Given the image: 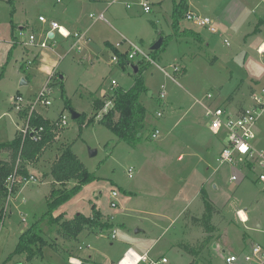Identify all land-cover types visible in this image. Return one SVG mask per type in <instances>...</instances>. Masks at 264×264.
<instances>
[{"label": "rangeland", "instance_id": "1", "mask_svg": "<svg viewBox=\"0 0 264 264\" xmlns=\"http://www.w3.org/2000/svg\"><path fill=\"white\" fill-rule=\"evenodd\" d=\"M111 1L94 4L88 0H15L11 13L7 0H0V144L11 141L17 133V125L21 126L10 99L22 95L31 100L47 81L50 105L39 104L36 112L50 122L62 116L67 122L56 134L57 140L42 151L37 162L29 165L35 182L20 186L22 190L17 200L12 198L8 203L5 217L0 220V264H68V255L80 261L92 256L91 262L81 264H109L126 246L137 245L148 249L153 258L165 256L167 264L187 262L189 258L184 256L180 263L174 251L168 250L166 242L171 244L175 230L187 219H178L183 205L188 201L201 205L200 199L192 193L197 183L195 193L200 190L198 186H206L210 199L221 207L232 198L242 181L235 198L248 203L247 214L252 216L257 209L255 214L264 220V187L255 182L259 169L256 165L249 170L240 164L220 165L218 155L227 144V138L222 133L214 135L208 131V120L204 116L207 94L215 99L212 106L219 105L228 95L249 103L250 89L259 92L264 87V49L260 53L257 49L264 42V0H187L192 12L216 20L217 33L195 27L183 17L181 28L201 32L205 45L192 38L172 39L153 55V60L149 56L150 48L160 37L165 39L172 35V10L180 0H147L150 5L147 14L137 1L118 0L108 6L107 2ZM125 3L131 8L126 9ZM103 11V21L90 18ZM39 15L48 23L58 20L70 33L75 30L84 34L80 50L71 49L72 40L63 39L56 31L54 46L29 47L30 34L37 40L42 36L32 30L41 27ZM19 27H25L24 31ZM114 49L124 55L130 49H138L147 58L140 61L138 56L128 65L112 64V57H118ZM28 61L32 64L22 67ZM138 63L150 64L141 74L146 92L140 95L139 101L154 123L147 125L148 137L141 145L132 148L117 142V137L100 122L111 101L93 118V100L104 95L111 97L116 88L129 90L137 75L132 73L131 66ZM174 66L180 69L178 74H174ZM183 69L187 70L185 75L180 74ZM22 80L24 85H21ZM62 91L70 107L65 106ZM161 93H164L163 98H160ZM70 110L86 116L83 125L71 118ZM89 119L94 120L87 125ZM195 122L203 136H198L196 129L186 127ZM154 127L159 131L157 139L151 138ZM254 132L252 145L264 158V115L256 123ZM202 140L210 144V150H204ZM161 141L165 144L163 142L159 149ZM64 145L71 147L94 180L53 210L48 219L63 215V220H71L79 214L92 217L95 209L103 215L102 221L111 223L113 228L105 231L88 228L86 231L91 230L92 235L87 236L85 232L77 240L66 242L46 220L41 227L49 245L43 248L42 258L26 260L24 254L13 253L19 236L48 211L46 200L53 183L49 170ZM193 154L209 159L200 169L199 177L188 173L185 167ZM179 156L183 159L181 162L177 159ZM0 158L8 160V155L1 154ZM129 169L131 177H128ZM232 176L236 181H230ZM75 183L70 181L64 187L70 189ZM213 183L217 185L216 191H213ZM182 186L185 190L179 195L177 192ZM112 192L117 193L116 208L110 206ZM228 210L225 216L230 215ZM113 229L117 234L116 239L111 240ZM226 232L229 239L235 241V235L242 233V229L230 226ZM251 233L254 241L264 245V232L259 231L255 236ZM227 254H213L211 264H226ZM198 262L206 264L203 260Z\"/></svg>", "mask_w": 264, "mask_h": 264}, {"label": "trees", "instance_id": "2", "mask_svg": "<svg viewBox=\"0 0 264 264\" xmlns=\"http://www.w3.org/2000/svg\"><path fill=\"white\" fill-rule=\"evenodd\" d=\"M7 3L11 7V13H13L14 0H7ZM187 12V0H180L177 4H174L171 15V28L173 33L163 39L162 46L158 51L149 52V56L152 60L154 58L153 55L159 52L162 47L172 39L183 37L192 38L197 42H201L197 33L188 29H182L180 26V21ZM14 45L15 43H13V46ZM114 52L118 55L119 64H125V55L119 53L116 49H114ZM141 64L142 65H139L138 63L137 65L138 73L134 77L133 86L129 90L116 88L111 97L93 100V110L95 111L93 118H95L99 112L104 110L107 102L111 101L110 108L102 113L100 122L117 137V142H124L132 148H135L142 143L146 132V109L140 103L139 97L142 93L146 92L141 74L150 64ZM61 97L65 102V106L70 107L69 100L66 98L64 91H62ZM85 118L86 116L84 114H80L77 120L83 125ZM93 120L94 119H89L87 125L91 124ZM30 124L35 127L41 126L45 129L41 141L33 143L29 138H26L22 143L20 134L17 132L11 141L0 144V155L3 153L8 154L7 161L0 159V220L3 215V202L6 196L4 183L13 171L18 156L20 155V158L22 159L21 172L26 175L27 164L37 162L42 151L56 138V134L52 132L51 122L44 119L41 115L34 113L31 117ZM49 176L53 180V184L46 200L48 211L19 236V240L13 253L24 254L26 260H31L35 257L42 258L43 248L49 245L43 236V230L41 227V224L46 220L49 222V227L51 229L56 228L61 238L66 242L76 240L77 237L88 228H97L100 231L113 228L111 223L102 221V214L95 209H93L92 217H86L79 214L71 220H63V215H59L56 218L50 217L48 219V216H50L53 210L70 200L83 185L94 180V176L84 168L82 163L72 152L70 146L64 145L61 147L59 156L50 167ZM70 181H75L76 183L70 189H66L64 185ZM202 196L204 214L199 222L204 228V231L210 233L213 229L210 225L213 207L207 200L206 196ZM182 249L191 255L192 251L188 247L183 246Z\"/></svg>", "mask_w": 264, "mask_h": 264}, {"label": "built area", "instance_id": "3", "mask_svg": "<svg viewBox=\"0 0 264 264\" xmlns=\"http://www.w3.org/2000/svg\"><path fill=\"white\" fill-rule=\"evenodd\" d=\"M118 0H113L108 3V6L117 2ZM139 3V6L142 8L144 13L150 12V5L147 0H136ZM127 9L130 8V4L125 3ZM91 19L104 20L103 13H100L97 17L90 15ZM184 19L194 25L195 27L204 29L211 34L217 33L216 22L207 16H201L199 14L188 11L184 15ZM40 23L48 24L50 30L45 32L42 38L36 39L35 35L30 34L28 36L27 45L29 47H39L41 49H46L51 47L54 32L56 31L60 37L63 39L70 38L72 40L71 49L75 48L80 50L81 42L84 40V34L81 32L70 33L58 23L54 21H48L44 17H38ZM53 33L52 38L48 36V33ZM23 34V33H21ZM226 42V41H225ZM54 46V45H53ZM141 57L140 61L146 60L147 56L145 53L140 52L138 49H130L125 55V63L131 64L132 61L138 57ZM149 60V59H148ZM152 63V60H149ZM112 64H119V58L117 56L112 57ZM32 64L31 61L27 62V66ZM174 74L179 72L178 67H173ZM116 85V83H113ZM50 88L48 81L41 89L40 93L35 95L33 99H25L22 95H16L12 97L11 104L16 112L17 118L21 121V126L18 128V133L20 134L22 143L26 138L33 143H38L41 141L45 129L43 127H35L30 124L31 117L36 112L37 105L49 106L50 100ZM164 97V93L160 94V98ZM206 99L209 101H214V97L211 94L206 95ZM110 105V102H107L105 108ZM104 108V109H105ZM110 108V107H109ZM204 116L208 120L209 131L214 135H219L222 133L227 138V144L222 147L218 155V163L220 165H242L244 169H252L255 165L259 169V174L257 176V182L264 186V158L262 153L255 151L252 141L255 139L254 128L258 120L264 115V87L261 88L259 92H254L250 98V104L241 109H230L224 107L222 104L212 106L207 105L204 107ZM107 111V110H106ZM105 111V112H106ZM38 114V113H37ZM157 117H161V114H157ZM67 125L66 119L62 116L60 119L51 122L52 132L58 134L59 131ZM159 136V131L154 130L151 138L157 139ZM22 159L20 155L18 156L13 171L7 177L4 186L6 189V196L3 202V215L2 219L5 217L7 206L9 201H12L16 189L19 186H24L30 182H35L36 177L29 172L27 164L26 170L27 174H22ZM132 170H128V177H131ZM236 177L232 176L230 181H236ZM110 206L112 208L117 207L116 197L117 193L112 192ZM24 221V220H23ZM116 231L113 229L110 234V239L114 240L116 238ZM81 249V247H79ZM238 261V257L230 255L226 257V264H234ZM71 262V261H70ZM243 262L250 263L254 262L255 264H264V251L263 248L259 245H256L252 248L251 253L243 257ZM166 259L154 260L144 255H138L131 250H127L123 257L117 264H164Z\"/></svg>", "mask_w": 264, "mask_h": 264}, {"label": "crops", "instance_id": "4", "mask_svg": "<svg viewBox=\"0 0 264 264\" xmlns=\"http://www.w3.org/2000/svg\"><path fill=\"white\" fill-rule=\"evenodd\" d=\"M56 1L60 2L62 0H56ZM88 1H90L94 4L95 3L101 4L104 2V0H88ZM127 1H132V0H127ZM134 1H136V0H134ZM14 2H15V0H14ZM108 3L109 2H107V5H108ZM130 8H131V6H130ZM188 11L192 12L189 9V5H188ZM101 13H104V11ZM193 13H195V12H193ZM38 17H42V15H39ZM51 21L58 23L61 27H63L67 31H69L67 26H63L58 20L53 19ZM99 21H101V20H99ZM214 21H216V20H214ZM38 22H39V20H38ZM40 25H41V27H38L36 30H35V28H33L32 30L34 31L35 34H38V36H40V34H41L42 36H40V38H42L43 35L45 34V32L50 30V27L48 24L40 23ZM24 28L25 27H19V29H21L22 32L24 31ZM188 30H191V31L197 33L199 35L200 41H201L198 43L201 45H205L206 41L204 40V38H203L204 36L201 32H197V31L192 30V29H188ZM74 32H76V31L74 30L73 33ZM51 35L53 36V33L49 32L48 36L50 38H52ZM54 36H55V34H54ZM263 47H264V42L260 43L257 46L258 53H260L264 49ZM22 67L27 68L28 66H27V64L24 65V63H23ZM181 68H184V67H181ZM186 73H187V70L183 69L180 74L185 75ZM176 74H178V73H176ZM254 92H257L256 89L251 88L249 98H251V95ZM104 97H108V96L104 95L102 98H98V99H103ZM214 101H215V99H214ZM214 101L208 100V103L206 104V106L213 104ZM220 104H222L224 107L230 108V109H235V108L241 109V108H244L247 105H249L250 101H249V103H248V100L246 101L245 99L244 100L242 99L241 101H236L234 96L228 95L225 97L224 101H222ZM192 122H194V121H192ZM150 123L151 124L154 123L153 119L149 116H146L145 126L147 127V125ZM194 124H195V126H194ZM188 126H190L191 130L196 129V133L198 136H203V133L201 132L200 128H198V125L196 124V122L195 123H189L188 125H186V127H188ZM18 128L19 127L17 125L16 132L18 131ZM155 129H157V128L154 127L152 131H154ZM152 131H151V133H152ZM208 131H209V127H208ZM147 137H148L147 132H145L144 138H147ZM55 140H57V136H56ZM163 142L161 141L160 146L158 145L157 148L161 149ZM164 144H165V142H164ZM202 144H203L204 150H210V144L209 143L206 144V142L204 140H202ZM139 145H141V144H139ZM3 155L7 156L8 154L3 153ZM177 159L180 162L183 160V159H181V156H179ZM4 161H7V159H5ZM207 163H209L208 156L199 157V156H196L195 154H193V155H191L190 160L189 159L187 160L185 167H186V170L188 171V173L195 174L196 177H199L200 174H202L200 169L202 170V168L205 165H207ZM28 170H29V172L31 171L29 166H28ZM247 178H248V176L245 175L244 179L247 180ZM255 182L258 185L264 187L262 184H259L257 182V180ZM241 184H242V181L239 183V186L236 187V189L233 191V194L231 196L233 199L232 198L229 199L221 207H218L214 203V201H212L210 199V193L206 189V186H204V185L198 186L200 190H198L199 192H197V193L199 195H197V193H195L196 187L199 184L197 183L196 187L193 188L192 193H194L195 197L197 196V199H200L201 205L200 204H194V202H190V201H188L187 203H185L183 205V208L180 212L181 215H179L178 219L181 220L184 217L187 219L183 221L184 223H182V225L179 227V229L175 230L176 233L173 234L174 239L171 240V244H169V243L167 244V242H166V246H167L168 250L174 251V253L176 254L180 263L182 262V258L185 256V257L189 258V260L187 262L182 263V264H191V263L198 264L199 260L205 261L206 264H211L213 254L215 255V253H220V254L224 255V254L228 253L225 256V259H226V257H228L230 255H234V256L238 257V261L234 264H255L254 262H250V263L243 262V257L245 255L250 254L252 248L256 245L261 246L263 248V251H264V245L259 244L258 242L254 241L253 238H251V236L249 235V233H251V232H252L251 233L252 236H255L254 234H258L259 231L264 232V220L255 214V212H257V209L254 212H253V208L251 209V211L253 212L252 216L250 214H247V212L249 213V208H246L248 203L244 199H241V198L236 199L235 198L234 194L237 193V190L239 189ZM21 188L22 187L19 186L16 189L15 194L13 196V199L15 198V200H17V198L19 197V193L22 190ZM184 188H185L184 186L180 187L177 193L179 195H181V193H183L185 190ZM212 188H213V191L217 190L216 183H213ZM202 195L206 196L207 200L209 201V203L213 207V212L211 214V219H210V225L212 226L213 229L210 233H207L206 231H204V228L201 226V223L199 222V220L202 218V216L204 214V204H203V196ZM234 199H235V201H234ZM232 200H233V202L230 203ZM250 206H251V204H250ZM226 209H229L228 210L229 214H230L229 216H225V210ZM239 213H243L244 217L239 215ZM234 215L236 216V218L240 222L239 225L236 223ZM90 216L91 215L86 216V217H90ZM103 218L104 217L102 215V219ZM251 221H253V222L251 223ZM240 225H242V228ZM230 226H235L238 229H242V233L239 232V234L237 236L235 235V238H236V239H234L235 241H232L231 239H229L228 234L226 232L227 228ZM97 230H99V229H97ZM85 232L87 233V236L93 234V232L91 230L90 231L85 230L80 235H82ZM138 232H136V233H138ZM78 237H77V239H78ZM68 242H72V241H68ZM183 246L188 247L192 251L191 255L182 249ZM82 249H83V247H81V249H79V250H82ZM86 249H89V246H86ZM127 250H131L132 252H134L138 255L147 254V256L149 258L154 259V260L166 259V263H164V264L168 263V260L165 256L153 258L150 255V252L148 249L143 248L141 245H137L133 248L131 246H126V248L122 251L121 254H119L114 259H111L109 261V264H117ZM68 259L72 260L71 262H69V260H67L68 264H73V262H76V264H81L83 261L87 262V263L91 262L92 256L89 255L88 258H83L82 261H80V259L77 258L76 256L68 255Z\"/></svg>", "mask_w": 264, "mask_h": 264}, {"label": "water", "instance_id": "5", "mask_svg": "<svg viewBox=\"0 0 264 264\" xmlns=\"http://www.w3.org/2000/svg\"><path fill=\"white\" fill-rule=\"evenodd\" d=\"M52 36V35H51ZM162 43H163V39L160 37L153 45H152V47L150 48V51H158L160 48H161V46H162ZM131 68H132V73L134 74V75H136L137 73H138V66L137 65H132L131 66ZM60 79H62V76H60L59 77ZM25 84V81L24 80H22L21 81V85H24ZM70 114H71V118L73 119V120H77L78 118H79V116H80V114L79 113H77V112H75L74 110H70ZM95 153H91V155H94ZM136 232H138V231H136Z\"/></svg>", "mask_w": 264, "mask_h": 264}, {"label": "bare ground", "instance_id": "6", "mask_svg": "<svg viewBox=\"0 0 264 264\" xmlns=\"http://www.w3.org/2000/svg\"><path fill=\"white\" fill-rule=\"evenodd\" d=\"M263 48H264V47H263ZM239 215H241L242 217H244V216H243V213H239Z\"/></svg>", "mask_w": 264, "mask_h": 264}, {"label": "clouds", "instance_id": "7", "mask_svg": "<svg viewBox=\"0 0 264 264\" xmlns=\"http://www.w3.org/2000/svg\"><path fill=\"white\" fill-rule=\"evenodd\" d=\"M73 264H76V262H73Z\"/></svg>", "mask_w": 264, "mask_h": 264}]
</instances>
